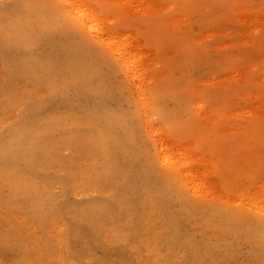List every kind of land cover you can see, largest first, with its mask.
I'll use <instances>...</instances> for the list:
<instances>
[{
    "label": "rangeland",
    "instance_id": "374dc122",
    "mask_svg": "<svg viewBox=\"0 0 264 264\" xmlns=\"http://www.w3.org/2000/svg\"><path fill=\"white\" fill-rule=\"evenodd\" d=\"M0 264H264V0H0Z\"/></svg>",
    "mask_w": 264,
    "mask_h": 264
},
{
    "label": "bare ground",
    "instance_id": "6f19581e",
    "mask_svg": "<svg viewBox=\"0 0 264 264\" xmlns=\"http://www.w3.org/2000/svg\"><path fill=\"white\" fill-rule=\"evenodd\" d=\"M84 7V6H83ZM81 7V8H83ZM79 8V6L75 7ZM75 14V13H74ZM93 14V12H91ZM83 19H85L84 14L81 16ZM88 17H92L90 14H88ZM93 18V17H92ZM95 19V18H93ZM82 23L83 20L81 19ZM113 35H108V38L104 40L106 45L111 49V51L115 54L117 59L122 63L124 69L126 70L128 75H131L134 80H137V64L140 61V58L137 55H132L127 48L129 47V44H125L124 41L117 40L116 38H112ZM141 76V75H140Z\"/></svg>",
    "mask_w": 264,
    "mask_h": 264
}]
</instances>
